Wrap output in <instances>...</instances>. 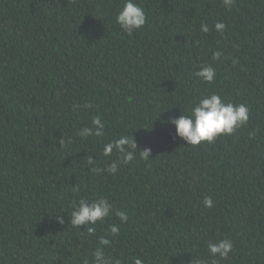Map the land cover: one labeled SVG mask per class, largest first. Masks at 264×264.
Masks as SVG:
<instances>
[{
  "label": "trees",
  "instance_id": "16d2710c",
  "mask_svg": "<svg viewBox=\"0 0 264 264\" xmlns=\"http://www.w3.org/2000/svg\"><path fill=\"white\" fill-rule=\"evenodd\" d=\"M137 2L146 24L128 35L123 0H0V264H91L113 224L106 255L124 264H211L220 239L234 250L219 264H264V0ZM205 64L211 84L195 76ZM211 92L245 103L249 121L188 145L168 121ZM97 116L103 135L79 138ZM121 135L150 158L91 172L87 157L117 159L102 146ZM101 196L127 223L110 214L94 235L70 225L75 202Z\"/></svg>",
  "mask_w": 264,
  "mask_h": 264
},
{
  "label": "clouds",
  "instance_id": "9594fccd",
  "mask_svg": "<svg viewBox=\"0 0 264 264\" xmlns=\"http://www.w3.org/2000/svg\"><path fill=\"white\" fill-rule=\"evenodd\" d=\"M233 2L234 0H223L224 6L229 9ZM115 19L121 29L128 35H132L146 24L145 11L137 0H123V5L116 14ZM214 29L223 35L226 25L217 21L214 23ZM200 31L208 33L210 31L209 25L202 23ZM222 55L221 51H214L212 59L219 61ZM195 76L202 82L211 84L217 77V71L212 64H205L195 73ZM79 107V105H74V110ZM249 118L250 109L245 103L228 102L220 94L211 92L200 97L198 101H194L187 114L182 112L179 117L170 118L168 122L175 126L177 137L186 141L188 145L198 146L202 142L213 143L221 135L233 134L237 128L245 126ZM104 127L105 125L100 117H93L91 127L85 126L79 129L76 135L85 140L92 136L100 137L103 135ZM137 148L135 138L121 135L102 146L104 157H111L115 153L117 159H106L104 161L105 166L97 168L94 165L96 159L88 156L87 165L91 167V172H107L109 175H115L122 165L126 166L136 158ZM138 152L141 159L148 160L150 158V148ZM108 161L110 163H107ZM203 203L207 208L213 207V199L210 196H206ZM110 214L118 217L121 223H127L129 219L127 212L114 210L107 197L101 196L91 201L80 199L73 204L70 225L77 228L86 226V232L89 235H94L96 230L92 226L98 222L103 223ZM56 218L61 224L64 223L63 216H57ZM119 233V226L115 224L109 226L108 234L100 236L98 246L91 253V264H124L121 259L106 255V248L111 247L112 243L110 237L118 236ZM207 250L213 257L211 264H219V260L226 259L234 250V242L231 239L212 241L208 243ZM130 261L131 264H144L142 258L139 257H130ZM84 264H89V261L85 260ZM197 264H208V262L199 260Z\"/></svg>",
  "mask_w": 264,
  "mask_h": 264
}]
</instances>
